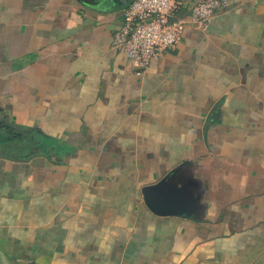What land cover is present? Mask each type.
I'll use <instances>...</instances> for the list:
<instances>
[{
    "label": "crops",
    "instance_id": "1",
    "mask_svg": "<svg viewBox=\"0 0 264 264\" xmlns=\"http://www.w3.org/2000/svg\"><path fill=\"white\" fill-rule=\"evenodd\" d=\"M131 1L0 0V264H264V0L140 75L111 47ZM173 171L194 202L157 215Z\"/></svg>",
    "mask_w": 264,
    "mask_h": 264
},
{
    "label": "built area",
    "instance_id": "2",
    "mask_svg": "<svg viewBox=\"0 0 264 264\" xmlns=\"http://www.w3.org/2000/svg\"><path fill=\"white\" fill-rule=\"evenodd\" d=\"M228 0H200L180 15L182 0H133L121 12V26L111 47L140 75L152 58L175 47L187 28L205 30Z\"/></svg>",
    "mask_w": 264,
    "mask_h": 264
},
{
    "label": "water",
    "instance_id": "3",
    "mask_svg": "<svg viewBox=\"0 0 264 264\" xmlns=\"http://www.w3.org/2000/svg\"><path fill=\"white\" fill-rule=\"evenodd\" d=\"M174 173L175 171L167 174L155 185L142 188L141 192L145 205L157 215L176 214L182 206V198L187 201L189 207L190 203L194 202L186 186L173 182Z\"/></svg>",
    "mask_w": 264,
    "mask_h": 264
},
{
    "label": "flooded vegetation",
    "instance_id": "4",
    "mask_svg": "<svg viewBox=\"0 0 264 264\" xmlns=\"http://www.w3.org/2000/svg\"><path fill=\"white\" fill-rule=\"evenodd\" d=\"M20 146V145H19Z\"/></svg>",
    "mask_w": 264,
    "mask_h": 264
}]
</instances>
